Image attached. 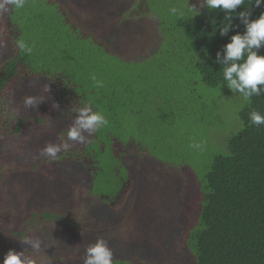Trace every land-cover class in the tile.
I'll return each mask as SVG.
<instances>
[{
  "label": "trees",
  "instance_id": "16d2710c",
  "mask_svg": "<svg viewBox=\"0 0 264 264\" xmlns=\"http://www.w3.org/2000/svg\"><path fill=\"white\" fill-rule=\"evenodd\" d=\"M145 4L144 13L158 23L163 43L151 55L133 57L112 50L98 31H80L53 0H26L23 9L7 12L15 49L0 62V142L24 137L23 143L15 144L21 152L18 159L0 163V176L15 179L10 184L18 191L16 198H26L16 182L18 174L43 165L52 174L59 170L69 174L74 171L65 166L77 163L91 175L79 186L83 195L89 194L98 205L122 207L131 184L126 165L130 152L138 160L152 158L183 170L180 165L199 155L192 147L195 132L222 124L221 104L205 89L228 86L223 72L231 62L225 60V45L233 35L246 32L240 13L250 12V21L259 18L264 0L258 7L255 0H244L231 12L209 9L206 4L199 11L189 6L190 0L181 9L176 8L177 0H146ZM171 8L177 9L175 15ZM229 25L228 33L221 35ZM19 40L32 48L30 54L18 48ZM257 54L264 55V44ZM246 58L247 52L236 63ZM93 75L102 87L91 79ZM28 79L43 80L69 116H79L90 107L105 115L107 126L96 133L81 129L86 143L66 136L62 144L60 136L56 159L43 155L46 146L55 147L51 120L46 122L39 114L28 119L22 113ZM236 90L242 97L241 129L228 139L227 154L211 156L199 183V221L187 239L197 264H264V125H252L249 117L253 110L264 114V93L248 101ZM20 200V217L8 227L0 224V264L10 250L36 264H84L87 249L63 248L69 244L74 222L54 214L49 206L37 207L35 201L26 206L32 201L29 195ZM82 211L79 220L88 210ZM37 242L39 247L34 248ZM113 264L131 263L113 258Z\"/></svg>",
  "mask_w": 264,
  "mask_h": 264
},
{
  "label": "rangeland",
  "instance_id": "374dc122",
  "mask_svg": "<svg viewBox=\"0 0 264 264\" xmlns=\"http://www.w3.org/2000/svg\"><path fill=\"white\" fill-rule=\"evenodd\" d=\"M53 1L61 5L80 31L86 34L100 32L107 45L119 54L127 57L138 54L147 56L162 47L164 37L158 23L151 15L144 13L146 0ZM186 2L177 0L176 8L181 9ZM190 2L192 5L189 6L197 7L199 11L205 6L204 0ZM7 17V12H0V62L9 58L15 49L9 37ZM28 81L24 94L36 97L37 103L26 108L21 101L22 113L29 115L28 119L39 114L44 121L51 120V141L56 147L61 136L63 144V141H67L66 133L75 127L78 116H69L63 110L64 106L57 104L43 80ZM205 91L221 104L222 124L212 127L210 131L202 128L200 132H195L192 143L198 142L202 147L198 149L199 155L196 154L190 163L179 166L183 170L176 166H164L152 158L138 160L134 158L135 153L130 152L126 163L128 182L131 183L127 201L124 206L116 208L111 204L98 205L92 196L87 193L83 195L79 186L91 178L83 165L76 163L65 166L74 171L69 174L62 170L52 174L49 167L43 165L17 175L16 182L24 190V196L32 197V201L25 205L35 201L37 207L49 206L54 214L74 222L67 236L69 239L66 243L69 244L63 246L66 250L75 247L88 249L97 240L104 239L113 258L131 264H197L196 254L187 239L199 221L202 202L199 183L209 169L211 156L227 154L228 139L241 129L238 120L241 94L228 86ZM23 137L0 142V163L18 159L21 152L15 144L23 143ZM189 167L190 171L187 169ZM4 176H0L4 178L0 181V200H3L0 201V224L8 227L9 223L20 217V199L26 198H16L18 191L13 187L14 183L12 186L10 184L15 179ZM82 209L88 211L79 220Z\"/></svg>",
  "mask_w": 264,
  "mask_h": 264
},
{
  "label": "clouds",
  "instance_id": "9594fccd",
  "mask_svg": "<svg viewBox=\"0 0 264 264\" xmlns=\"http://www.w3.org/2000/svg\"><path fill=\"white\" fill-rule=\"evenodd\" d=\"M204 2L209 9L222 8L231 12L236 10L244 0H204ZM25 3L26 0H0V12L21 10L25 7ZM255 4L258 7L261 4V0H255ZM170 12L175 15L177 9L171 8ZM249 15L250 12L240 13V16L244 18L242 22L246 26L245 34L243 36L240 34L233 35L231 41L225 45V60L231 62V64L223 72L224 78L229 82V88L233 90L239 89L243 93L244 99L248 101H250L252 96L260 97L264 93V87H257L258 85L264 86V55L257 54L261 45L264 44V13L259 18L251 21L247 19ZM230 26L223 28L221 35H226ZM17 46L22 52L29 54L32 52V48L23 40L17 41ZM253 47L257 51H253ZM245 52H247V58L244 62L236 63V61L244 57ZM217 56L219 57V53ZM91 79L98 86H103V82L97 80L94 75ZM23 102L27 108L34 106L37 103V99L33 96H26ZM249 117L252 125L257 127L264 125V114L259 111H251ZM76 124L78 127H72L68 132L69 139L86 143L85 138L80 135L81 129L96 133L107 126L108 120L101 112H92L90 107H85L80 111ZM192 147L199 149L202 145L193 143ZM58 151V147L49 144L42 150V154L51 159H56ZM33 247L38 248V242L33 244ZM2 264H36V261L24 258L21 252L10 250ZM84 264H113V253L104 239L97 240L94 245L87 249Z\"/></svg>",
  "mask_w": 264,
  "mask_h": 264
}]
</instances>
